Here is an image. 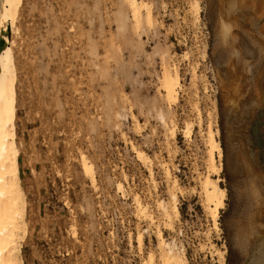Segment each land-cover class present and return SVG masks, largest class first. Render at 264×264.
<instances>
[{
    "label": "rangeland",
    "instance_id": "obj_1",
    "mask_svg": "<svg viewBox=\"0 0 264 264\" xmlns=\"http://www.w3.org/2000/svg\"><path fill=\"white\" fill-rule=\"evenodd\" d=\"M142 1L152 19L136 26L124 0H22L9 38L23 262L163 264L161 237L187 264H264V153L255 140L264 132V0H198V19L193 0ZM220 19L236 24L226 36ZM163 62L178 70L175 102L160 88ZM209 124L222 148L211 177L226 191L216 227L200 189ZM171 192L179 215L168 221L159 204L170 211Z\"/></svg>",
    "mask_w": 264,
    "mask_h": 264
},
{
    "label": "bare ground",
    "instance_id": "obj_2",
    "mask_svg": "<svg viewBox=\"0 0 264 264\" xmlns=\"http://www.w3.org/2000/svg\"><path fill=\"white\" fill-rule=\"evenodd\" d=\"M239 1L240 0H238V2ZM241 1H243V0H241ZM21 3H22V0H0V264H24L23 259L21 257V247H22V243L24 241V238H25V236L27 234V230H28L27 229V215H26V209H27V207H26V205H27L26 204V196H25V193L23 191L20 176H19V163H18L19 150H18L17 141H16V131H15V124H14V122H15V100H16V94H15L16 72H15V65H14L13 53H12V48H11V40L9 38V33L16 32V17H17V12L19 10V7L21 6ZM124 3H125L128 11H129V13H130V16H131L133 22L136 24V26H137V24L141 23L142 19H144V21L147 23L151 22L152 16H151V12L149 9L150 6H148L149 4L147 5L142 0H124ZM237 8L238 7H236V10H237ZM190 9H192V11L194 12L195 18L198 19V14H199L198 0H193V2L191 3ZM238 9H240V8H238ZM263 9H261V10L259 9V11L261 12ZM142 10L145 11L144 16H142ZM227 10L228 9L226 7V11ZM252 13H254V12H252ZM258 15H264V14L259 13ZM258 15L256 17L260 18V16H258ZM257 20L259 22V19H257ZM248 21L249 20H247L246 22H248ZM235 22H237V21H235ZM250 22H252V19ZM235 25L236 24L233 23V20L231 21V20H227V19H222V20L220 19V23H219L220 32L222 33L223 36H226L228 33H230L232 31V29L235 27ZM133 26L135 27V25H133ZM261 26H262V24H261ZM262 28L264 29V26H262ZM259 31H261V30H259ZM259 42L261 43V41H259ZM263 45H261V46H263ZM163 64H164V62H163ZM259 67H261V65ZM259 67H257V70ZM162 68H163V70H162L161 78H160V82H159L160 88L163 91L164 96L169 103L175 102L177 100V94H178L177 90L180 86L179 74H178L177 67L175 66V67L170 68L169 66H167V64H164L162 66ZM259 69L262 70V67ZM194 76L195 75H193V78H194ZM253 105L254 104H252L251 107L256 106V105H254V106ZM260 107L263 108V106H260ZM247 108H248V106H247ZM195 109H197V108H195ZM243 110H245V109H243ZM196 112L198 115L197 116L198 117V125H200V122H201L200 112L198 111V109ZM247 112H250V111H247ZM241 113H242V111H241ZM247 114H249V113H247ZM244 117H246V116H244ZM247 118H248V116H247ZM253 120H256V119H253ZM263 120L264 119H262V121ZM245 123H247V121H245ZM255 123H256V121H255ZM260 127H262V126H260ZM190 128H191V123H187L185 125L183 132L186 135L189 134ZM240 128H239V130L244 129V128H242V129H240ZM169 133L172 137L175 136V125H172L169 128ZM218 133L219 132L217 129H215V130L212 129L211 124H209L207 126L205 142H206V149H207V151H206L207 152L206 166H207L208 173L204 176L203 180L200 183V189H201V193H202L203 198H204L205 207H206L207 212H208V214H209V216L213 222V225L215 227L217 225V218H218L219 210L224 207V199L226 196L225 189L219 185V181H220L219 178H217V177L212 178L211 177V175L217 176V174L221 170L220 163H216V157L220 158L222 156L221 143H220L219 139H217ZM244 138H246V137H244ZM253 140H254V138H253ZM137 154L139 157H142L144 155L140 152H138ZM258 163H260V162H258ZM81 166H82L84 173L90 178V181L94 182V175L92 172L91 165L86 161L85 157L81 158ZM248 169H251V168H248ZM248 169H247V171H250ZM245 170H246V167H245ZM245 170H243V171H245ZM251 172H250V175H252ZM254 172H253V174H254V176H256L255 175L256 172L255 173ZM245 174H247V172ZM248 175H249V173H248ZM250 175H249V177H250ZM245 176H247V175H245ZM249 177H248V179H250ZM251 177L253 178V175ZM243 178L244 177H242V179ZM242 179H240V180H242ZM250 180H252V179H250ZM255 180H256V178H255ZM255 180H253L252 182H255ZM243 181H241V182H243ZM247 183L249 184V182H247ZM257 183H258V181H257ZM250 185H251V183H250ZM250 185H249V187H250ZM172 186L173 187L176 186L175 180H173ZM255 186H252V187H255ZM118 187H120V186H118ZM250 189H251V187L249 188L250 192H251V190H253L254 192L252 191V193H255L256 191H258L257 189H259V188H257V189L252 188L251 190ZM248 193L249 192H247L246 194H248ZM256 194L258 197V192ZM250 195H251V198L253 197V199L256 197V196H253L252 194L249 193V196ZM242 196H243V194H242ZM170 199H171L170 211L166 210V207H167L166 204H164V203L159 204L160 207L163 208L164 213H165L168 221L171 218L170 214H172L173 217H178V215H179V210L177 207V199H176V195L174 192L170 193ZM137 207L141 211H143V208L139 205V203H138ZM261 219L264 220L263 217ZM158 235L160 237V232L158 233ZM137 241L141 242L140 235L137 237ZM160 243L163 246H166L165 250L164 251L162 250V253L160 254V259H161L163 264H187L185 256L183 253H181L180 251L177 252L173 249V247H170L167 244H165L163 242V240H161V237H160Z\"/></svg>",
    "mask_w": 264,
    "mask_h": 264
},
{
    "label": "flooded vegetation",
    "instance_id": "obj_3",
    "mask_svg": "<svg viewBox=\"0 0 264 264\" xmlns=\"http://www.w3.org/2000/svg\"><path fill=\"white\" fill-rule=\"evenodd\" d=\"M257 126V125H256ZM255 131V130H254ZM254 131H252L253 133H254V135H256L257 136V132H254ZM252 133V134H253ZM261 133V132H260ZM258 134L259 136H257L256 137V145H257V147H259V148H261V151H259L260 153V156L262 155V153H264V144H263V142L260 140L261 138V136L264 134V133H262V134ZM262 137H264V135L262 136Z\"/></svg>",
    "mask_w": 264,
    "mask_h": 264
}]
</instances>
